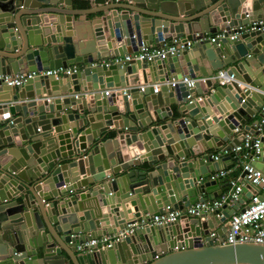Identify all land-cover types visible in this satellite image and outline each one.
I'll return each mask as SVG.
<instances>
[{
    "label": "water",
    "instance_id": "obj_1",
    "mask_svg": "<svg viewBox=\"0 0 264 264\" xmlns=\"http://www.w3.org/2000/svg\"><path fill=\"white\" fill-rule=\"evenodd\" d=\"M74 1L0 0V74L79 66L21 87L0 80V264H264L263 245L220 243L222 225L251 196L245 182L232 198L246 174L232 148L264 102V0H81L85 9ZM78 12L92 17L76 27ZM163 36L194 50L114 61ZM222 69L232 84L211 79ZM184 74L205 81L165 84ZM149 82L159 91L139 92ZM248 161L264 172V139ZM236 163L234 184L227 174L209 179ZM225 193L221 208L185 213ZM165 210L181 216L76 249Z\"/></svg>",
    "mask_w": 264,
    "mask_h": 264
},
{
    "label": "built area",
    "instance_id": "obj_2",
    "mask_svg": "<svg viewBox=\"0 0 264 264\" xmlns=\"http://www.w3.org/2000/svg\"><path fill=\"white\" fill-rule=\"evenodd\" d=\"M241 28V27H240ZM238 33L233 32L229 34L230 39L237 37ZM225 34L223 31L216 33L210 38V43L214 42L216 39L224 38ZM193 41L182 40L181 38H168L163 36L155 45H149L144 41H141L137 46L136 51L131 54H125L124 56H119L114 59V61H151L155 58L159 60H164L168 57L177 55L178 53L191 48ZM79 70L78 65H72L67 68H54L41 71H24L18 74H0V80L5 82L9 86L21 87L28 79L33 78L37 75L53 76L55 79H59L62 75H71ZM211 79L216 82L217 85L225 86L232 84L235 81V77L232 73H228L227 70H219ZM200 80L205 81L204 78L195 79L190 77L188 74H184L179 79H171L165 84L174 88L177 84L181 83L185 86L187 90L194 88L195 83ZM162 84H146L139 86V92H143L146 88H151L152 93H157ZM127 88L123 90L126 92ZM109 91H105L108 94ZM77 96V95H76ZM187 99H191V94L186 96ZM50 101V98H46ZM258 122L255 125V129L252 132L246 131L243 135V140L237 146L232 148V151L241 152L242 157V171L246 174L243 176L242 181L239 186L236 187L235 191L232 193V198L236 199L238 192L241 187L247 182L253 187L257 188V191L252 193L247 202L242 205V210L238 209L234 211L226 221L225 233L220 241L221 244H237V243H256L264 246V172L259 168L255 167L251 161L244 162V159L248 157L249 150L254 149L258 152L261 140L264 139V102L261 104L258 110ZM234 133L240 134L241 130L236 126L234 128ZM251 140H253L251 144ZM214 160L218 159V155L213 156ZM226 172L220 171L217 173H212L209 179L213 180L219 177H225ZM235 181L231 180L230 184H234ZM227 194H222L220 197L215 199H205L204 201L196 202L189 206L185 213L192 217H198L202 213L213 211L219 209L226 202ZM232 201V200H231ZM230 201L229 205L232 206L233 203ZM181 216L179 210H165L162 214L150 215L148 219H141L131 225H129L124 230L118 232L114 235L101 236L98 239H91L85 241L76 246L77 251H91L93 247H105L109 246L112 241L120 240L124 237L130 235L134 228L142 226H152L175 222ZM210 236H214V240H217L216 232L210 233ZM250 264V263H244Z\"/></svg>",
    "mask_w": 264,
    "mask_h": 264
},
{
    "label": "crops",
    "instance_id": "obj_3",
    "mask_svg": "<svg viewBox=\"0 0 264 264\" xmlns=\"http://www.w3.org/2000/svg\"><path fill=\"white\" fill-rule=\"evenodd\" d=\"M81 2H87V3H88V6H87V7H78V6H76L77 3H81ZM89 7H90V5H89V2H88V1L75 0V1L73 2V8H74V9H85V8H89ZM74 17H75V19H76L75 24H76V27H77V25H83V24H86V21H87L90 17H92V15L87 14V13H84V12H83V13H79V12H78V14L75 15ZM153 45H155V44H153ZM193 50H194V49H193L192 47L189 49V51H191V52H192ZM195 53H196V52H195ZM191 59H192V61H193L194 56H193ZM197 59H198V58H197ZM198 60H199V59H198ZM196 79H198V78H196ZM166 82H167V81H166ZM158 83H160V82H156V83H151V82H149L148 84H158ZM144 85H145V84H144ZM42 96H44V99L47 98V95H43V94H42ZM49 98H50V101L53 99L52 97H49ZM170 107H171V109H172V112H173L174 114H176V111H177L176 106H175V105H171ZM257 119H258V115H256L255 117L251 118V119L249 120V122L244 123V128H247L248 131H249V130H252L253 123H254V121H256ZM252 131H253V130H252ZM212 152L214 153V155H217V154L219 153V151H216V150H212ZM242 160H243V159H242ZM233 161H235V160H233ZM236 162H238V161H236ZM238 165H239V164L236 163L235 166L232 167L231 169H229V170H224V171L226 172V174L228 175V177H229L231 180H233V181H237V179H238L239 176H240V172L237 170ZM247 191H248V193L252 194V193H254V192L257 191V188L251 186V188L248 189ZM203 196L206 197V195H203ZM218 197H219V196H218ZM218 197H217V198H218ZM222 226L225 227V226H226V222H225ZM218 228H219V227H217L216 224H215L213 230H214V231H217ZM219 229H221V228H219ZM78 253H79V251H78Z\"/></svg>",
    "mask_w": 264,
    "mask_h": 264
},
{
    "label": "trees",
    "instance_id": "obj_4",
    "mask_svg": "<svg viewBox=\"0 0 264 264\" xmlns=\"http://www.w3.org/2000/svg\"><path fill=\"white\" fill-rule=\"evenodd\" d=\"M76 6H78V7H87L88 3L87 2H81V3H77Z\"/></svg>",
    "mask_w": 264,
    "mask_h": 264
}]
</instances>
